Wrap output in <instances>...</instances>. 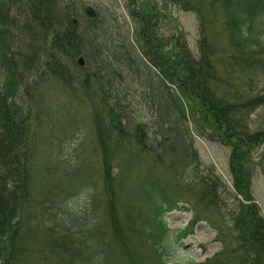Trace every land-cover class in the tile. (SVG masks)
Masks as SVG:
<instances>
[{"label":"trees","instance_id":"1","mask_svg":"<svg viewBox=\"0 0 264 264\" xmlns=\"http://www.w3.org/2000/svg\"><path fill=\"white\" fill-rule=\"evenodd\" d=\"M21 1L11 21L0 8V62L8 75L7 85L0 86V264L164 263L157 243L141 253L130 243L127 229L136 232L140 228L143 236L163 239L167 232L164 216L186 210L191 201L182 202V197L187 195L200 204L199 214L188 227L211 207L216 216L202 220L215 230L222 250L226 249L197 264H264V219L251 199L248 169L252 153L264 145V125L253 129L250 124L251 114L262 109L264 115V0H169L197 17V55L189 50L183 34L167 40L158 36L155 8L132 10L138 23L137 39L154 70L136 78L150 77L139 97L153 114L151 140L143 124L128 118L103 66L91 68L90 38L98 43L93 28L96 19L82 16L84 25L75 24L80 13L74 10V0L63 4L61 0ZM82 55L88 63L80 70L84 74L78 78L76 91L68 80L66 84L61 80L70 69L67 61L73 63ZM215 56L221 62H215ZM35 68L42 70V78L55 79L88 104L101 157L110 233L107 243L101 221L93 216L87 220L64 201L53 206L51 199L41 196L35 164L38 111L29 107L24 115L10 104L17 77ZM120 100L125 103V97ZM189 123L201 137L230 149L232 189L203 176L174 178L180 185L176 189L153 175L151 168L156 165L167 176L187 161L191 169H199ZM149 161L155 163L147 168L144 164ZM134 168L141 180L137 201L132 202L149 209L153 225L146 213L132 205H127L122 216L117 212L122 181ZM87 175L84 181L89 186ZM65 176L74 178L67 171ZM226 193L232 202L228 212Z\"/></svg>","mask_w":264,"mask_h":264},{"label":"rangeland","instance_id":"2","mask_svg":"<svg viewBox=\"0 0 264 264\" xmlns=\"http://www.w3.org/2000/svg\"><path fill=\"white\" fill-rule=\"evenodd\" d=\"M5 1V0H4ZM68 0H61L62 4ZM74 10L79 11L80 19L75 18V24L79 21L83 26L85 20V9L94 13L96 24L95 32L98 35L95 43L90 38L91 68L103 66L105 76L116 92L121 106H125L128 118L132 117L133 122L144 125L147 139L154 137L153 114L139 93L145 91L143 84L150 77H142L136 81L141 73H153L154 70L147 62L143 52V43L137 39L138 23L134 19V11H145L152 9L157 12V32L158 36L167 40L172 35L183 34L189 50L198 54V19L192 12L182 11L173 6L169 0H74ZM21 0L13 3V13L21 8ZM14 6H17L16 8ZM15 10V12H14ZM83 16V17H82ZM219 30V22L216 25ZM264 42V35L261 37ZM15 40V39H14ZM89 47V46H88ZM90 48V47H89ZM148 52V51H147ZM3 53L0 50V58ZM84 61L87 58L82 55ZM215 62H221V58L215 56ZM130 60V61H128ZM1 61V60H0ZM70 66L65 77L61 81L73 85L79 91L78 78L84 74L77 67L75 62H68ZM44 71V70H43ZM42 70L36 68L23 72L17 77L18 87L16 92L10 97V104L20 109L22 114H26V109L31 107L38 111L37 119V153L35 157L36 176L41 184V196L52 200V205L56 206L62 201L68 208L75 210L81 216L103 223V241L108 242L110 236L107 215H106V195L103 190L101 177V157L99 147L96 142L94 127L90 119V109L85 100L79 94L69 92L51 77H41ZM44 75V74H43ZM67 78V79H66ZM8 75L0 62V85H6ZM106 89L108 85L105 83ZM70 90V89H69ZM40 93V95H38ZM127 94V96H125ZM113 97V96H112ZM120 97L124 99L122 103ZM33 114V111H32ZM190 122V121H189ZM253 128L264 125L263 110L254 113L250 118ZM189 128L192 133V145L197 151L199 169H191L188 161L184 164H177L172 170V174L167 176L158 166H153V175L162 181L168 182L174 188L180 189V185L174 183L182 178L183 180H197L203 176L217 179L223 186L230 188L232 176L229 171V148L218 142L210 141L201 137L191 123ZM208 138V137H207ZM154 149V145H152ZM264 145L258 147L251 156L249 169V188L252 202L257 206L260 215L264 219ZM155 162H147L149 165ZM141 171H142V167ZM138 168L125 174L116 200V209L119 216H122L127 205H132L134 209L146 213L150 224H155L154 216L149 209L143 210L132 201H137L135 194L139 190L141 177ZM71 173L73 177L67 179L65 173ZM116 172V171H114ZM88 174V175H87ZM169 174V173H168ZM89 176L88 184L85 183V176ZM86 178V180H87ZM173 178V179H172ZM37 194V197H41ZM226 202L229 206L226 211H230L231 196L226 193ZM190 200L186 210H175L168 213L164 218L167 222L168 232L162 239L159 236H143L140 228L136 232H129L127 236L130 243L141 253H147L152 244L157 243L163 252V262L161 264H196L217 252H224L222 245L215 239V231L210 225L202 220V217L216 216L210 207L199 215L200 221H196L192 226L187 227V223L199 214V205L189 195L182 197ZM237 203V207H238ZM92 211L94 212L92 214ZM227 224L229 221L226 216ZM137 225H139L137 223ZM140 227V225H139ZM188 229H187V228ZM162 236V235H161ZM232 250V249H231Z\"/></svg>","mask_w":264,"mask_h":264},{"label":"water","instance_id":"3","mask_svg":"<svg viewBox=\"0 0 264 264\" xmlns=\"http://www.w3.org/2000/svg\"><path fill=\"white\" fill-rule=\"evenodd\" d=\"M88 14L90 15V16H93V11H88ZM79 64L80 65H83V63H82V60L80 59V61H79Z\"/></svg>","mask_w":264,"mask_h":264}]
</instances>
